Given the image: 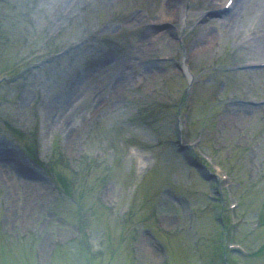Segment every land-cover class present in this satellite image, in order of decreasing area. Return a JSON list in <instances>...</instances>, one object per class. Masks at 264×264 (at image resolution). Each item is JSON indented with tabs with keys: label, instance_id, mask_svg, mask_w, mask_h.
Listing matches in <instances>:
<instances>
[{
	"label": "rangeland",
	"instance_id": "1",
	"mask_svg": "<svg viewBox=\"0 0 264 264\" xmlns=\"http://www.w3.org/2000/svg\"><path fill=\"white\" fill-rule=\"evenodd\" d=\"M224 1L0 0V264H264V0Z\"/></svg>",
	"mask_w": 264,
	"mask_h": 264
},
{
	"label": "bare ground",
	"instance_id": "2",
	"mask_svg": "<svg viewBox=\"0 0 264 264\" xmlns=\"http://www.w3.org/2000/svg\"><path fill=\"white\" fill-rule=\"evenodd\" d=\"M111 85H113L114 87H118L119 85L122 84L121 80H119L118 78L116 79H112L110 81ZM144 249H146L145 247H143ZM147 250V249H146Z\"/></svg>",
	"mask_w": 264,
	"mask_h": 264
}]
</instances>
